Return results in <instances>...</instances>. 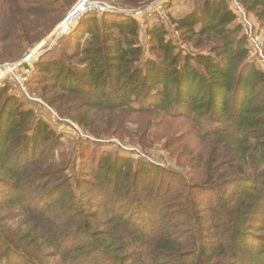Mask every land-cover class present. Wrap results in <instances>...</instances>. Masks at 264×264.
I'll list each match as a JSON object with an SVG mask.
<instances>
[{"label": "trees", "instance_id": "1", "mask_svg": "<svg viewBox=\"0 0 264 264\" xmlns=\"http://www.w3.org/2000/svg\"><path fill=\"white\" fill-rule=\"evenodd\" d=\"M76 1L0 0V65ZM240 2L264 25V0ZM197 3L147 44L136 18L93 16L34 78L86 131L152 135L173 164L104 150L79 174L78 146L0 88V264H264V70L228 1Z\"/></svg>", "mask_w": 264, "mask_h": 264}, {"label": "rangeland", "instance_id": "2", "mask_svg": "<svg viewBox=\"0 0 264 264\" xmlns=\"http://www.w3.org/2000/svg\"><path fill=\"white\" fill-rule=\"evenodd\" d=\"M80 1L81 0H77L45 36L36 42H31L25 45L26 49L23 53H21L22 56L12 60H5L4 63L0 65V88L7 86L9 88V92L18 97V99L24 103V106L35 110L38 120L41 119L47 121L59 134H63L62 140L65 143L66 151L70 150L72 146H78L77 148L81 152L77 158L78 166L76 164L74 166L73 164V167H75V171L79 174L83 173L90 165H96L98 162V156H100L104 150L115 153L121 152L120 154L129 156L135 161L143 160L150 163L156 162L157 164L159 161L163 164L166 159L170 162V164H173L174 159L171 158V155L170 157L168 153L156 149L159 145L150 142L152 135L145 138L144 144L139 145L136 143L138 142V138L131 139L132 132L125 133L124 138L114 135L98 138L93 133L86 131L74 119L62 115L55 107L51 106L45 98L40 96V85L36 83L37 81H35L34 78L38 74L39 62L42 60L54 59L55 57L57 58L59 54H70V47L73 46L72 42L76 41L75 38H72L73 34L79 35L82 26L85 27L87 20L93 16L101 18L104 14H106L107 17H110V15L113 14V16L117 17L125 16L136 18L141 23V41L144 44H147V30L148 28L153 27L154 24H164L170 32V35L174 36V39H180L181 37L179 34L171 28L170 18L181 16L189 10L195 7L197 8L199 3H197V0H134L130 2H127V0H88L85 5L86 10L81 12L78 16H75L67 29L62 31L61 26L63 24V20ZM227 1L231 5L230 0ZM159 3L162 4L163 9L159 12L160 14H157L154 9H156V5ZM165 5H167V7ZM101 7H106L107 9L103 11L100 9ZM248 13L250 15V19L264 31V25L258 19L256 14L251 11H248ZM2 15V22L10 24L15 21V18H12L9 14ZM177 44L179 45L180 43L178 42ZM183 48H188L190 50L191 47L183 44ZM250 49L251 56L264 70V67L258 60L257 53L254 52L252 46H250ZM29 53H34V55L31 60L28 61L27 65L22 67V69L29 67L32 72L26 84L22 85L16 79V75L23 70H14L11 72V77L2 74L9 69L8 67H11L12 64L22 60L24 56ZM180 122L181 121H170L168 127L177 123L180 126H183V122ZM184 125L188 127L187 124ZM131 127L133 128L134 125H130V128ZM164 129L165 126H163L160 130ZM164 140L165 139H161L159 144H162ZM140 150H142V152ZM173 150L178 151L176 147H174ZM67 158H70V155H68ZM176 166L177 165L174 167ZM82 176L83 175H81L80 178ZM3 188L5 187L0 186V189ZM58 260V258H55L52 259V262L56 264Z\"/></svg>", "mask_w": 264, "mask_h": 264}, {"label": "built area", "instance_id": "3", "mask_svg": "<svg viewBox=\"0 0 264 264\" xmlns=\"http://www.w3.org/2000/svg\"><path fill=\"white\" fill-rule=\"evenodd\" d=\"M87 1L88 0H81L80 2H81V4L86 5ZM230 3H231L230 7L232 8V10L235 13L236 23L241 26L243 34L247 37L250 46H252L254 52L257 53L258 60L260 61L261 65L264 67V31H263V29L260 26L258 27L255 24V22H253L250 19V17H249L250 15H249L248 11L245 9V7L243 6V4L240 1L230 0ZM100 9L105 11V9H107V8L101 7ZM162 9H163L162 4L159 3L156 5V9H154V10H155V13L160 14L159 12ZM85 10H86V6H85ZM79 14L80 13H78L76 15L73 12H70L65 17V19L63 20V23L68 22V25H67V27H68L72 23L75 15L78 16ZM64 30L65 29H62V31H64ZM33 55H34V53H29V54L25 55L22 60L12 64V66L8 67L9 69H7L2 74L8 75V77H11V72H13L14 70H18V69L23 70L16 75V79L19 81L20 84H22V85L26 84V82L28 81L29 76L32 72H31V68L28 67V68L22 69V67L27 65L28 61L31 60Z\"/></svg>", "mask_w": 264, "mask_h": 264}, {"label": "bare ground", "instance_id": "4", "mask_svg": "<svg viewBox=\"0 0 264 264\" xmlns=\"http://www.w3.org/2000/svg\"><path fill=\"white\" fill-rule=\"evenodd\" d=\"M85 10V4H81V2L78 4V5H76L75 6V8L74 9H72V11L71 12H73L74 14H78V13H81V12H83ZM75 15V16H76ZM67 25H68V22L67 23H63L62 24V29H66L67 28Z\"/></svg>", "mask_w": 264, "mask_h": 264}]
</instances>
